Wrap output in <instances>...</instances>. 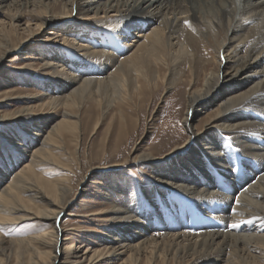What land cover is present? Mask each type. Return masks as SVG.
I'll return each mask as SVG.
<instances>
[{
    "label": "bare ground",
    "instance_id": "obj_1",
    "mask_svg": "<svg viewBox=\"0 0 264 264\" xmlns=\"http://www.w3.org/2000/svg\"><path fill=\"white\" fill-rule=\"evenodd\" d=\"M33 2L0 0V8L8 9V12L1 11L7 21L0 20V61L11 50L30 49L32 44H29L39 40L36 37L39 32L34 30H41L50 20L56 27L49 30L45 43L53 49V41L49 39L57 40L62 36L66 52L43 63L44 73L51 76L46 93L42 91L35 96L44 101L40 107L29 106L13 113L14 117L26 113L24 117L30 125L29 131L24 130L27 142L24 148L18 149L21 157H17L19 163L27 159L28 162L11 175L9 181L5 178L11 168L0 167V246L5 228H12L25 219L38 218L49 222L50 229L11 242L17 245L18 256L24 248L31 264H58L62 252L59 238L63 232L58 224L69 205L71 191L67 179L60 175L69 166L61 158V154L69 152L64 145L65 132L79 133L81 124L88 122L86 119L93 117L94 112L99 117L94 129L101 119L109 118L111 112L110 124L117 117L118 122L127 126V112L132 114L130 108L138 107L147 93L155 96L164 83L169 88L177 85L179 90L176 102H172H175L173 120L167 127V134L173 135L165 144L171 145L170 151L164 157L152 152H134L132 162L147 161L154 167L147 175L152 184L176 189L169 193L177 207L176 218L187 215L186 219L193 225L197 223L196 217L205 214L215 221L217 215L224 214L231 205L225 220L238 223L240 227L256 219L261 228L256 225L257 229L253 226L241 233H172L171 228L178 230L186 223L178 221L174 226L167 221L170 215L157 204L160 199L155 202L152 199L161 215L155 220L158 219L165 230L157 238L151 234L155 227L152 209L143 216L145 223L142 214L134 218L137 212L133 204L125 207L122 201L127 197L122 196L119 203L115 194L111 195L113 201L108 209L109 218L116 226L106 239L107 244H112L105 249L114 256L128 253L124 264H139L144 253L149 254L146 264L264 262V170L255 176L264 160V0H60L59 10L56 1L52 6L44 1L40 5ZM12 4L18 6L13 13L9 10ZM75 6L84 13L73 18L68 26L67 17H71ZM31 8H36V12ZM107 23H112L108 25L110 31L104 28ZM21 24L24 25L22 30ZM72 27L77 30H71ZM200 53H208L211 58L201 62L202 69L197 66L199 57L196 55ZM94 57L99 58V65L95 59L93 64ZM187 65L191 75L185 80ZM84 67L89 71L85 72ZM164 68L166 71L162 70ZM90 71H95L92 72L95 76ZM205 109H208L207 122L199 130L193 122ZM55 112L62 118L58 119ZM82 113L86 114V119ZM8 115L0 114V120L9 118ZM125 129L128 134L127 127ZM229 135L233 136L234 149L221 142L229 139ZM128 142L130 145L131 138ZM232 153L234 165L247 163L250 173L240 177L242 180L247 176L241 187L231 183L229 195L220 188H228L230 184L231 179L222 173L229 175L227 161ZM128 161L125 158L123 163L111 166H124ZM47 170L60 177H46ZM155 189L158 191L156 186ZM122 247L124 252H119L117 249ZM99 254L103 255L102 252L90 255L74 251L69 259L80 264L92 262ZM186 257L191 259L186 261ZM0 264H5L2 258Z\"/></svg>",
    "mask_w": 264,
    "mask_h": 264
},
{
    "label": "rangeland",
    "instance_id": "obj_2",
    "mask_svg": "<svg viewBox=\"0 0 264 264\" xmlns=\"http://www.w3.org/2000/svg\"><path fill=\"white\" fill-rule=\"evenodd\" d=\"M31 1H34L35 3L33 2L32 4L36 5H40L44 1L48 3L49 6L55 5L56 1L57 10L61 9L62 6L60 0ZM12 5L13 6H10L9 8L11 11L14 7H18L14 4ZM70 6L71 5H69V8L72 7ZM31 9H33L32 12H36L34 10L36 8ZM1 11H3V13L6 11L8 12V9H6V7L0 8V20L6 22L7 19H5V15ZM13 12L14 11H12V13ZM82 13L84 12L82 10H77L75 6L71 17H67L68 21L65 19L67 21L66 24L68 25V23L72 22L73 18L77 19L78 16L80 17ZM109 15H111V12H109ZM25 17L27 18V16ZM23 21L24 19L21 23ZM82 21L85 22V20ZM110 24L107 23V26L104 27L106 31H110ZM20 27L22 30L24 25L21 24ZM55 27V22L51 20L46 23L41 30H38V28L35 27L36 29L34 31L39 32L36 36L39 40H37V42H31L29 44H32L30 49H26L25 51L11 50L7 52L0 61V114H9V118L0 120V167L4 170L7 169V167L11 168V171L7 175L8 178H5V180H10V178L17 171H19V169H21L26 162H28L27 159L25 161L21 160V163H19V159L17 157H21L19 151L21 150L20 147L24 146L28 139L24 130L29 131L30 125L26 122L24 117L26 113L24 116H21L22 113H17L16 115L20 114L19 117H14L15 115L13 113L29 106L36 108L40 107L39 105L44 101L35 98V96L42 93V91L43 93H46L48 83L50 82L49 76H51H47V74L44 73L46 68L43 63L48 58L50 59L54 56L55 58H59L62 51L66 52V49L63 50L66 46H62V36L57 37V40L55 39L56 41L53 38L49 39V41H53L52 43L55 47L53 48L54 52L52 46L45 43L50 36V34H48L49 30L54 29ZM76 28L77 27H72L71 30L76 31ZM24 35L28 36V33L24 32ZM54 36L55 35H51V37ZM54 42H56V44ZM196 56L199 57L197 60V66H199L198 69H202L203 65H201V62H205L203 61L204 59H211L208 53H200ZM94 59L96 62L98 61L97 64L99 65V58H92L91 60L93 61V64H95ZM212 66H215V64ZM66 68L68 73L71 72L69 66ZM86 69L87 68H85V72H88L89 70L86 71ZM162 70L166 71V68ZM92 72L95 71H90L91 75L95 76ZM190 75L189 65H187L185 66V80H187ZM97 77H99V74ZM185 83L187 84L186 81H184V84ZM183 89L186 90L187 87L184 85ZM157 91L158 94H155L156 97L147 93L143 97L141 104H138V107L130 108L132 114H129V111L127 112V115H129L127 126H123L120 122H118L120 119L117 117L110 124L113 114V112H111V114L108 115L109 118L101 119L97 128L94 129V125L99 119L97 115H94L96 112L92 114L93 117L91 116L90 119H86L87 117H84L86 114L82 113V116L84 119L88 120V122L85 121L84 124H81L80 132H65L64 145L66 150L69 152L61 154V158L64 163L69 166L65 167L68 168V170H63L60 175L61 177L67 179V184L71 187V191L68 199L70 201L68 202L69 205L62 213L58 224L63 229L62 235L59 238L62 252L58 258V264H76L75 262L72 263L71 261L73 260L69 259L70 253L74 251H79L81 253L87 252L90 255L94 252H102L103 254H99L100 257H97L92 262L82 261L80 264H124V259L127 257L128 253L125 252L123 255L114 256L112 253H108V250L105 249L107 245L109 246L112 244L110 242L107 244L106 242L108 240L106 241V239H108L107 237L112 234V230H114V227L116 226L114 220L109 218L110 210L108 209V207L112 205L111 201H113L110 199L111 195L115 194H117L116 201L119 203L120 199L122 201L123 197H127V199H123L122 201L123 204H125V207H128L131 204L134 205L133 207H135V212H137L135 213L134 218L137 214H142L141 217L145 222V218L143 216H147L152 209L155 213H152L155 227L152 229L151 234H154L157 238L165 231L162 228V223L158 221V219L155 220V217L161 216L159 212L157 213V204L161 205L162 210L170 215V218L167 221L174 224V226L179 223L178 221L186 223L185 227L178 230L171 228V232L176 231L200 234L206 231H232L241 233L246 230H251L253 226L257 229L258 224L256 223L257 221L259 222V220L256 219H251V222L249 220L251 223L249 225L248 221L242 223V226L240 227H233V224L235 223L225 220L224 218L226 214L229 213V209L232 207L231 205H229L228 210L224 214L217 215L216 218H218V220L215 221L213 218H210L211 216L205 214H202L200 218H193L197 220V223L193 225H190L191 223L187 220L189 216L187 215L178 216L176 218L177 207L174 206L175 200L169 197V193L176 191V189L165 187L163 184L160 185L153 183L158 188L157 191L155 186L151 183V178L147 177L148 174L154 171V167L147 161L145 162L143 160L136 163L132 162V158H134L135 155L133 154L134 152L141 153L146 151L152 152L156 156L164 157V155L168 154L170 151L169 149L171 145L165 144L167 143L168 138L171 136L173 137V135L167 134V127L168 124L171 123V120H173L172 118L175 113L173 108L174 103L177 100L176 97L179 90L177 85L173 88H169L163 83L160 84ZM10 96L14 98L11 99ZM173 100L175 101L174 103H172ZM136 108L139 109L137 110ZM37 110L39 111V109ZM254 110L258 111L257 109ZM95 111H97V109H95ZM206 112H208V109L202 110L198 116L199 118L197 117V119L193 122L199 130H202L203 125L207 122V120H205L207 117ZM55 114L58 119L62 118L58 112H55ZM180 124L182 125V122H180ZM178 125L179 120H177V126ZM182 126H184V123ZM125 127L128 129V134L126 133ZM231 136L232 135H229V139L222 140L221 142L222 144L227 143L229 148L234 149L236 148V145L234 144L233 136ZM130 138L131 144L128 145ZM20 143L21 145H19ZM234 156V154L233 156H229L227 161L230 176L228 173H222L225 177L231 179L228 188H225V186H221L220 188L221 191H225L227 194L230 193V186L232 184L239 185V187H241L242 184H245L244 182L250 173L249 169H247V163L239 164V166L234 165ZM125 158L129 161L124 166H111L113 164L123 163ZM246 162L249 161L246 159ZM4 164L6 165L4 166ZM105 166H108V169L104 170ZM262 170H264V160L262 161L260 171L255 176L261 173ZM49 171L50 172L47 170L45 174L46 177L55 179L59 176H56L55 172H52L51 170ZM166 173L164 174L167 175ZM214 173H217V171ZM242 175H247L244 179H242L243 181L240 180L243 177ZM249 184L250 183H248L247 186H249ZM164 190L167 191L164 193ZM160 195H162L161 198ZM233 196L236 198V195ZM152 199L154 202L160 199L159 201H161V203L158 201L157 204H154L151 201ZM165 199H167V202ZM193 214L195 215V213ZM202 216H205L207 219H204ZM138 219L139 218H136V220ZM198 222L202 223V225L200 226ZM49 225L50 224L47 221L32 218L20 221L12 228H5L2 234L1 240L3 243L0 246V252L6 250V253H0V258L5 261V264H16L18 261L21 262V264H31L28 262L26 253H24V248L20 249L21 255L18 256V247L17 245L12 244L11 241L17 238H26L36 233L40 234V232L49 230ZM236 225H238V223ZM242 227L243 229H241ZM258 228H261L260 224ZM125 237H127V235H125ZM125 240L128 242L129 237ZM121 243V246H123V242ZM124 249L125 248L122 247L117 250L119 252H124ZM148 255L149 254L144 253L139 264H146V258ZM190 259V257H186V261H189ZM262 263L264 262L261 261L260 264ZM158 264L163 263L159 262ZM169 264L180 263L170 262ZM181 264H184V262ZM214 264L220 263L218 262Z\"/></svg>",
    "mask_w": 264,
    "mask_h": 264
},
{
    "label": "snow or ice",
    "instance_id": "obj_3",
    "mask_svg": "<svg viewBox=\"0 0 264 264\" xmlns=\"http://www.w3.org/2000/svg\"><path fill=\"white\" fill-rule=\"evenodd\" d=\"M185 23H189L190 24V22L189 21H185ZM238 225H236V224H233V227H237Z\"/></svg>",
    "mask_w": 264,
    "mask_h": 264
}]
</instances>
